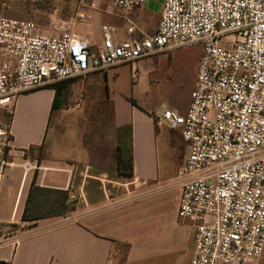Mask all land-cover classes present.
Here are the masks:
<instances>
[{"label":"built area","instance_id":"1","mask_svg":"<svg viewBox=\"0 0 264 264\" xmlns=\"http://www.w3.org/2000/svg\"><path fill=\"white\" fill-rule=\"evenodd\" d=\"M12 1L0 0V111L7 118L0 121V169L12 163L11 121L21 93L200 46L186 113L164 109L154 115L158 125L179 130L188 146L178 170L177 214L196 229L190 264H258L264 250V0H164L154 34L131 25L129 37L117 40L103 24L99 46L76 34L74 21H54L56 34L50 35L33 20L4 16ZM140 3L112 0L110 9L128 15ZM5 242L0 235V249Z\"/></svg>","mask_w":264,"mask_h":264},{"label":"crops","instance_id":"2","mask_svg":"<svg viewBox=\"0 0 264 264\" xmlns=\"http://www.w3.org/2000/svg\"><path fill=\"white\" fill-rule=\"evenodd\" d=\"M53 1L55 10L44 34H56L54 21H74L75 33L88 38L93 46L102 43L103 24L110 26L117 40L129 37L131 25L154 34L164 3L141 0L124 15L118 8L110 9L112 0ZM83 2H94L97 7L91 9ZM62 7L69 8L64 15L58 12ZM27 9L26 0H13L3 14L29 21ZM79 12L89 18L76 20ZM174 51L49 82L18 96L11 121L15 152L12 163L0 169V232L6 236L0 264H190L196 229L192 221L177 214L180 180H169V173L162 176L161 171L168 162L166 137L160 127H170L157 124L154 115L160 111L159 105L141 94L140 82V68L147 72L156 57L157 63L165 64ZM200 61L199 56L194 60L185 99L170 98L165 109L186 113ZM59 83L57 96L51 86ZM65 95H83V101L110 106L113 135L107 140L94 135L87 142L84 133L66 150L52 145L53 114L64 109L61 98ZM6 119L0 111V121ZM127 125L132 128V177L118 171V130ZM57 134L55 128L53 137ZM33 180L39 187L68 191L69 211L23 220ZM71 196L76 197L74 201ZM31 207L30 215L38 214ZM258 264H264V250Z\"/></svg>","mask_w":264,"mask_h":264},{"label":"rangeland","instance_id":"3","mask_svg":"<svg viewBox=\"0 0 264 264\" xmlns=\"http://www.w3.org/2000/svg\"><path fill=\"white\" fill-rule=\"evenodd\" d=\"M26 3L27 10L31 14L30 19L37 22L40 32H46L56 3L53 0H26ZM68 11V7H62L58 12L64 15ZM202 53V47L191 46L175 48L173 56L165 64L157 63L159 58L156 57L149 71L144 73L147 68H140L141 94L150 101L157 102L160 111L170 104V98L185 99L192 82L194 60L198 56L202 57ZM79 96L62 97L61 100L65 101L64 109L53 114L52 126L53 124L54 126L50 129V140L55 147L66 150L70 142L74 143L84 133L87 142H91L94 135L104 136L105 140L109 134L113 135L111 107L96 105L87 100L81 102L78 107ZM55 128L58 130L56 138L53 137ZM160 129L164 131L166 137L168 162L161 169L162 176L169 173V180H179L178 170L188 153V146L183 141L180 131L172 130L167 126H161ZM39 198L42 200L44 197L40 195ZM3 234L5 233L0 232V235Z\"/></svg>","mask_w":264,"mask_h":264},{"label":"trees","instance_id":"4","mask_svg":"<svg viewBox=\"0 0 264 264\" xmlns=\"http://www.w3.org/2000/svg\"><path fill=\"white\" fill-rule=\"evenodd\" d=\"M56 90L57 96L60 94V83L53 84ZM56 106L53 105V110ZM132 141V128L130 125L119 128L118 130V171L127 176H133V158L131 151ZM41 150V149H40ZM41 156V151L39 155ZM35 180H33L29 198L27 202V208L23 214V220H33L50 216L51 214L62 215L69 211L67 201L69 199V192L65 190H54L49 188H43L36 186ZM42 195L44 198L41 200L39 197ZM31 206H34L35 211L38 213L35 216H31Z\"/></svg>","mask_w":264,"mask_h":264}]
</instances>
